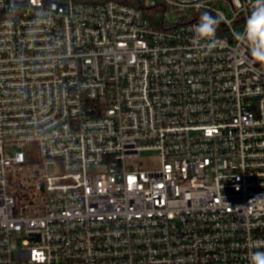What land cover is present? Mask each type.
<instances>
[{
  "label": "built area",
  "instance_id": "obj_1",
  "mask_svg": "<svg viewBox=\"0 0 264 264\" xmlns=\"http://www.w3.org/2000/svg\"><path fill=\"white\" fill-rule=\"evenodd\" d=\"M139 1L0 0V264L264 251V63L234 38L255 0ZM204 12L228 21L207 54Z\"/></svg>",
  "mask_w": 264,
  "mask_h": 264
},
{
  "label": "clouds",
  "instance_id": "obj_2",
  "mask_svg": "<svg viewBox=\"0 0 264 264\" xmlns=\"http://www.w3.org/2000/svg\"><path fill=\"white\" fill-rule=\"evenodd\" d=\"M221 22H228L223 14L218 13L214 16L204 12L199 22L190 29L193 32L194 43L206 50V54L217 48L220 43L216 38V31ZM234 38L247 44L250 55L256 62L264 63V0H255L243 30L234 33ZM250 264H264V251L253 252Z\"/></svg>",
  "mask_w": 264,
  "mask_h": 264
},
{
  "label": "trees",
  "instance_id": "obj_3",
  "mask_svg": "<svg viewBox=\"0 0 264 264\" xmlns=\"http://www.w3.org/2000/svg\"><path fill=\"white\" fill-rule=\"evenodd\" d=\"M105 0H74V2H82V3H101L104 2ZM115 1H122L123 3L129 5V6H134V7H139L140 6V1L139 0H115Z\"/></svg>",
  "mask_w": 264,
  "mask_h": 264
},
{
  "label": "rangeland",
  "instance_id": "obj_4",
  "mask_svg": "<svg viewBox=\"0 0 264 264\" xmlns=\"http://www.w3.org/2000/svg\"><path fill=\"white\" fill-rule=\"evenodd\" d=\"M59 2H67L68 0H58ZM157 155V153L156 152H154V153H145V154H143V156H145V157H151V158H153V161H154V159H156V156Z\"/></svg>",
  "mask_w": 264,
  "mask_h": 264
}]
</instances>
